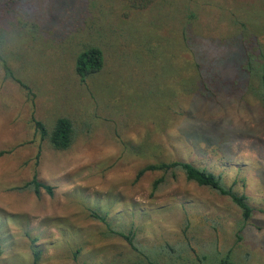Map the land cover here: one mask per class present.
Instances as JSON below:
<instances>
[{"label":"rangeland","instance_id":"374dc122","mask_svg":"<svg viewBox=\"0 0 264 264\" xmlns=\"http://www.w3.org/2000/svg\"><path fill=\"white\" fill-rule=\"evenodd\" d=\"M244 44L264 45V0H0V264H264V109L243 84L202 96L197 72L241 83ZM88 47L103 68L81 83ZM60 117L66 151L34 122ZM174 161L221 175L251 218L180 171L137 176ZM34 175L51 194L22 190Z\"/></svg>","mask_w":264,"mask_h":264},{"label":"trees","instance_id":"16d2710c","mask_svg":"<svg viewBox=\"0 0 264 264\" xmlns=\"http://www.w3.org/2000/svg\"><path fill=\"white\" fill-rule=\"evenodd\" d=\"M245 48L239 49L238 54H233L228 56V60L238 61L241 56L244 57L243 64L239 65L240 74L243 78L242 82L239 81H220L221 77L216 74L211 75V70L208 69L201 71L200 67L198 72V77L202 78L201 92L202 96L216 97L221 90L228 95L236 92L243 84L244 90L248 97L254 99L258 104L264 109V45H259L257 55H252L248 53L247 46L244 44ZM217 65H222V61H217ZM196 64V63H195ZM216 65V64H215ZM75 74L78 76L81 83L93 75L98 74L103 68V54L102 51L96 47L85 48L77 57L74 65ZM196 68L198 65H195ZM3 68L7 73L8 77H12L11 71L6 65L3 64ZM12 79H14L12 77ZM15 82L21 86L27 93H31L30 89L22 84L20 81L14 79ZM208 85H211L208 88ZM206 94H204V92ZM217 92V93H216ZM37 132L40 133L41 140L48 139L49 144L54 150L66 151L70 148L74 140V126L71 120L65 117H60L55 121L53 129L48 132L44 125L39 121H34ZM180 171L188 182H193L199 187H204L216 192L217 194L229 198V200L234 204L241 212L242 220L247 222L252 215V209L248 205L247 200L244 196L237 195L232 187H226L222 182L221 175H214L206 169L198 168L190 163L186 162H170V163H159L148 165L139 171L138 177L142 176L146 172H161L163 174L171 173L174 177V172ZM163 182V178L156 180L153 183V190H157L160 183ZM32 190L35 195H39L41 190H45L47 193L51 194V188L49 186L40 183L37 180L36 175L33 176L31 182L25 184L22 190ZM93 218L106 223L103 217L97 214L92 215ZM119 237L124 238L132 249L136 250L133 244V233L129 232L124 234L121 232H114ZM39 252L34 251L33 260L31 264H38L39 262ZM218 264H235L230 255L227 254L225 257L221 258Z\"/></svg>","mask_w":264,"mask_h":264}]
</instances>
